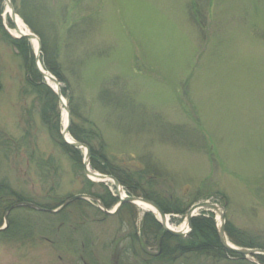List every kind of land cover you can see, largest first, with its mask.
I'll use <instances>...</instances> for the list:
<instances>
[{"label":"rangeland","instance_id":"obj_1","mask_svg":"<svg viewBox=\"0 0 264 264\" xmlns=\"http://www.w3.org/2000/svg\"><path fill=\"white\" fill-rule=\"evenodd\" d=\"M35 1L29 17L42 27L48 60L57 59L65 82L42 67L41 54L39 64L58 81L62 103L69 116L75 110L79 128L92 125L100 133L113 164L143 171L146 192L186 207L182 214L164 213L173 228L186 222L194 203L210 201L225 207L224 232L231 224L264 246V0ZM13 28L0 0V33L19 38ZM43 83L55 94L48 80ZM56 98L43 102L31 94L22 59L0 37L4 195L14 192L19 202L41 207L108 190L116 200L104 209L113 211L119 199L112 180L95 181L83 171L86 149H78L81 166L61 150L65 107ZM42 111L51 114V128ZM89 161L90 151L87 166L100 173ZM119 185L120 195H128ZM121 206L110 215L81 199L55 213L21 206L7 213L4 227L8 207L0 222L2 231L9 230L0 236V264H142L124 260L126 241L117 243L133 228L140 233L144 213L159 217L136 204ZM208 214L218 227L215 211L197 216ZM242 258L190 253L150 264H258L254 256Z\"/></svg>","mask_w":264,"mask_h":264},{"label":"trees","instance_id":"obj_2","mask_svg":"<svg viewBox=\"0 0 264 264\" xmlns=\"http://www.w3.org/2000/svg\"><path fill=\"white\" fill-rule=\"evenodd\" d=\"M11 2L15 13L18 14L20 18L24 20V22H26L28 27H30V29L38 36L40 40L41 56L39 58L42 67L50 71L60 82H65V79L63 80L62 72L57 59L56 61H54V59L48 60L51 49L50 45L46 42L47 40L44 37L42 27L36 25L33 19H30L29 17V14L36 10V1L11 0ZM37 7L39 9V6ZM0 37L4 40H7L8 42L10 41V44L17 51V55L22 59V64L26 74V82L30 88L31 94H33L36 99H42L43 102L45 100L56 101V95L47 85L43 83V78L38 73L28 39L26 37H8V35L2 30ZM55 51H57L56 46L52 52ZM55 55L56 54L54 53V56ZM24 60L27 61V63L23 62ZM70 117L72 122L69 128L70 134L76 141L88 146L90 151L89 163L92 169L100 172L101 174L113 176L124 187L128 195L148 199L158 205L164 213H184L186 207H183L178 200L168 203V201H165V199H163L160 195L159 197L155 198L154 191H152V193L145 191L143 186L146 184V178L143 171H132L128 167L121 166L120 164L117 166L113 164L106 153V144L103 141L100 133L92 125H89V123H86L89 126L79 128V126L73 121V119L76 118L75 110H70ZM41 118L44 124L48 128H51L49 126L51 114L47 112L43 114L42 111ZM50 130L52 131V129ZM55 130L57 132L59 130L58 122L55 126ZM59 138H61L60 135ZM59 146H61V150L67 154L73 162H76L79 166H81V164H79L82 163L81 155L78 149L73 148L62 141L59 142ZM48 163L49 161L47 164ZM86 182L90 186L97 184L105 187L103 183H94L89 180H86ZM5 191H7V188L3 185H0V222L2 220V211L7 209L10 205L21 200L19 195L14 192H10L11 194L9 196H11L14 200L9 201V196L4 195ZM104 196L99 194H96L95 196L102 200L103 207L110 206L116 200V198H114L108 190ZM81 200H83V202L85 201L84 199ZM60 205H62V202L50 206H40L43 209L51 210L59 207ZM130 207L132 206L128 203H123L121 206V208ZM61 211H63V209ZM98 212L100 213V211ZM8 232L9 230L7 229L6 231L0 230V236L4 237ZM225 232L230 242L234 243V245L238 247L245 246L248 248H255L256 246H259L264 248L262 245L251 242L243 230L238 229L237 227H232L231 224L228 225V223H226ZM123 241H126L125 250L120 252L124 257L123 259L128 261L130 260L129 257H133L135 261L141 262L142 264H150L156 261L162 263L165 261L173 262L174 259L190 253H197L214 259L223 258L224 254L227 256L243 259L240 255L235 254L232 251L224 250L218 240L217 226L212 214H208V217L204 215L193 217L191 219L190 233L186 237L181 238L164 232L160 226V223L154 218L153 214L144 213L142 217L140 233H138L136 228H133V230L130 231L126 237L119 239L117 246ZM147 247L150 249L156 247V250L155 252H147L145 249ZM254 258L258 264H264L263 255H255Z\"/></svg>","mask_w":264,"mask_h":264},{"label":"water","instance_id":"obj_3","mask_svg":"<svg viewBox=\"0 0 264 264\" xmlns=\"http://www.w3.org/2000/svg\"><path fill=\"white\" fill-rule=\"evenodd\" d=\"M8 9L10 10V18H11V22L13 23V20L16 16L15 12H14V8L12 3L10 2V0H5ZM29 31V30H28ZM18 37H26L29 40H37V48L35 50V64L37 67V70L39 72V74L41 75V77H43L46 81L50 80L52 82V84L55 85V94L58 97L60 103H62V99H61V94L59 92V88H58V81L56 80L55 77H53L50 73H48L47 71H45L39 64L38 61V55L40 54V42L38 40V37L32 33L31 31L27 32V33H21L18 32ZM63 104V103H62ZM63 106L65 107V111H66V116H67V121L65 124V127L62 129L60 135L63 139V141L74 147L77 149L80 148H85L86 149V153H85V159L83 161V171L85 173V175L87 176V178H91L92 180L95 181H99V182H104L106 180H112V183L114 185V187L117 189V191H119L120 189V185L118 183V181L114 178H112L109 175H104V174H100L94 171H91L88 168V160H89V150L84 146V144H82L79 141L74 140L68 132V127L70 124V116H69V112H68V108L65 106V104H63ZM68 138V139H67ZM118 198H119V203L118 205L113 209V211H107L106 209H104L102 203L94 196L91 195H86V194H79V195H75L70 197L69 199H66L62 205L58 208V209H54V210H46L43 209L41 207L36 206L33 203H29V202H18V203H14L13 205H11L4 213V224L6 227L7 226V220H6V215L7 213L17 207H29L31 209H35V210H39V211H44V212H50V213H55L58 212L60 209L64 208L69 202L76 200V199H85L88 201H91L93 203H97L98 207L101 208V210H103L105 213L107 214H115L116 211L118 210V208L120 207L121 204L123 203H131V204H135L136 201H140L143 202L145 204H148L155 212H157V214L159 215V223L160 226L162 228V230L164 232H167L170 235L176 236V237H185L187 236V234L190 232V222L191 219L195 216H197L198 211L199 210H213L218 214L219 217V226H218V230H217V235H218V240L220 242V244L222 245L223 248L228 249L229 251H232L236 254H240L241 256H253V255H263L264 256V249H259V248H243V247H236L232 244H230L225 236V232H224V224H225V207L224 206H220L217 203L214 202H210V201H202V202H197L194 203L186 212L185 216H186V222H187V228H189V231H181V230H175V229H171L166 225V217L167 215L164 214V212L160 209V207L158 205H156L154 202L145 199V198H141V197H136V196H130V195H124V196H120V194L118 193ZM1 228V229H4Z\"/></svg>","mask_w":264,"mask_h":264},{"label":"bare ground","instance_id":"obj_4","mask_svg":"<svg viewBox=\"0 0 264 264\" xmlns=\"http://www.w3.org/2000/svg\"><path fill=\"white\" fill-rule=\"evenodd\" d=\"M13 23H14V28L11 30V32L14 33L15 35H17L18 32H21V33H27V32H29L27 26L24 24V22L22 21V19L19 16H17V15L15 16V18L13 20ZM32 43H33V45H34V47L36 49L37 48V40L33 39L32 40ZM48 83L51 84V86L53 87V89H55V85L52 84L50 80H48ZM66 121H67L66 111L63 110V112H62V122H63V125H65ZM119 191H121V190L119 189ZM121 194H122V192H121ZM122 196H123V194H122ZM135 204L139 208H141V209H145V210L148 209L150 211H153V209L148 204H145L143 202L136 201ZM157 216L159 217L158 214H157ZM166 225L169 228H171V229H175V228H173L170 225V223L168 221V217H166ZM1 228H3V227H1ZM1 228H0V230H1ZM175 230L187 231L188 228H187L186 222L184 221L182 223V225L179 228L175 229Z\"/></svg>","mask_w":264,"mask_h":264}]
</instances>
